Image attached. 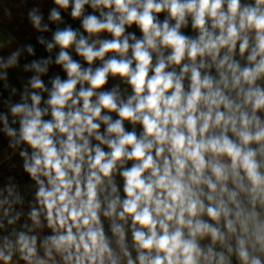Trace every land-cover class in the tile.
<instances>
[{
  "label": "clouds",
  "instance_id": "clouds-1",
  "mask_svg": "<svg viewBox=\"0 0 264 264\" xmlns=\"http://www.w3.org/2000/svg\"><path fill=\"white\" fill-rule=\"evenodd\" d=\"M54 4L0 56V264H264V0Z\"/></svg>",
  "mask_w": 264,
  "mask_h": 264
},
{
  "label": "rangeland",
  "instance_id": "rangeland-1",
  "mask_svg": "<svg viewBox=\"0 0 264 264\" xmlns=\"http://www.w3.org/2000/svg\"><path fill=\"white\" fill-rule=\"evenodd\" d=\"M38 6L44 16L43 23L48 24L49 10L55 7L54 0H0V43L5 47L0 49V56L7 59L11 52L21 50V54L27 50V46L36 31L28 20L27 12L30 8ZM62 10V9H61ZM11 39V43H7ZM3 83L0 82V98L3 93ZM18 152L13 154L12 149L6 146L0 150V183L6 182L8 176H14L21 184L22 190L28 191V178L23 174ZM15 165V166H14Z\"/></svg>",
  "mask_w": 264,
  "mask_h": 264
},
{
  "label": "trees",
  "instance_id": "trees-1",
  "mask_svg": "<svg viewBox=\"0 0 264 264\" xmlns=\"http://www.w3.org/2000/svg\"><path fill=\"white\" fill-rule=\"evenodd\" d=\"M91 11V9H88ZM63 19L66 24H71L73 28H80V23L79 21H74L71 19L70 15L68 12L64 11L63 9L61 10ZM49 27L53 31L57 27L55 23L49 22ZM60 27H64V24H60ZM137 35H139V32L137 30ZM43 36L46 40H51L52 39V32H39L37 35H35L30 42L29 45L33 46L35 49V55H29L27 50L23 52V54L20 55L19 57V65L20 67L18 68H12L8 70V79L9 83L13 86H15L18 90H22V85L27 83L28 78L33 75V72H24L23 71V66L25 64L30 63L32 60H39L41 58H46L49 55H52L53 58L55 57L56 53L59 51V49H54L52 53H48L45 49V46L38 43L37 37ZM73 58L74 59H80L79 57L75 56L73 53ZM55 74H59L62 78H66V74L58 67V66H51L50 71L48 76H52ZM48 76L44 77L45 83H48ZM3 83V82H1ZM10 95V90L3 89V93L1 94L0 99H7ZM13 101H18L19 100V92L15 96L12 97ZM0 110L6 111V108L3 107L2 104H0ZM8 146V138L5 137L2 133H0V150Z\"/></svg>",
  "mask_w": 264,
  "mask_h": 264
}]
</instances>
